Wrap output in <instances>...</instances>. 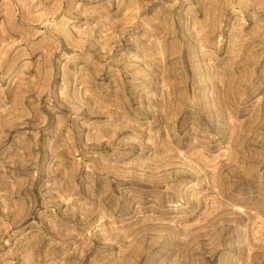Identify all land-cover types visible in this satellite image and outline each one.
<instances>
[{"label":"rangeland","instance_id":"rangeland-1","mask_svg":"<svg viewBox=\"0 0 264 264\" xmlns=\"http://www.w3.org/2000/svg\"><path fill=\"white\" fill-rule=\"evenodd\" d=\"M0 264H264V0H0Z\"/></svg>","mask_w":264,"mask_h":264}]
</instances>
